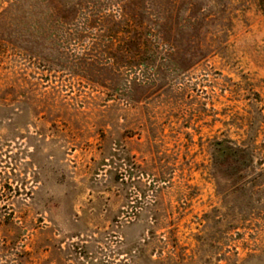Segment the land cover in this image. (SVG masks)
<instances>
[{"label":"rangeland","instance_id":"1","mask_svg":"<svg viewBox=\"0 0 264 264\" xmlns=\"http://www.w3.org/2000/svg\"><path fill=\"white\" fill-rule=\"evenodd\" d=\"M0 264H264V3L0 0Z\"/></svg>","mask_w":264,"mask_h":264},{"label":"trees","instance_id":"2","mask_svg":"<svg viewBox=\"0 0 264 264\" xmlns=\"http://www.w3.org/2000/svg\"><path fill=\"white\" fill-rule=\"evenodd\" d=\"M261 2H263V3H264V0H261Z\"/></svg>","mask_w":264,"mask_h":264}]
</instances>
